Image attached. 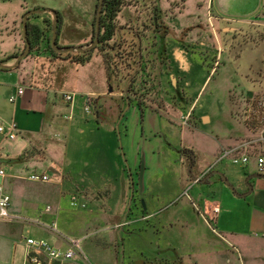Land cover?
Segmentation results:
<instances>
[{
  "label": "crops",
  "instance_id": "1",
  "mask_svg": "<svg viewBox=\"0 0 264 264\" xmlns=\"http://www.w3.org/2000/svg\"><path fill=\"white\" fill-rule=\"evenodd\" d=\"M98 1L0 0V63L10 66L0 68V116L19 126L15 139L0 133V165L8 164L10 171L0 168L15 180L30 170L49 176L41 183L42 192L34 197L38 204L29 211L44 224H51L43 228V239L66 251L72 247L71 239L102 232L103 237L89 248L100 258L99 264H210L216 260L220 264H264V177L248 182L249 176L260 173L256 158L264 156V128L247 127L249 132L243 134V139L249 136L247 141H239L235 134L224 141L217 139L198 164L192 147L170 142L177 140L176 120L182 119L183 109L174 106L172 97L164 96L161 67L170 68L169 62L148 68L158 85L142 107L127 92L125 70L109 80L102 54L80 64L50 51L51 12L29 17L28 34L35 48L18 65L16 57L9 59L24 52L23 17L37 9L58 12L59 46L87 47L93 40ZM211 3L207 19L216 27L209 30L211 26L203 21L195 25L203 26L208 38L222 25L223 30L238 31L239 23L257 17L264 20V0ZM35 26L45 29L42 40H38ZM119 26L123 35L131 28L123 23ZM177 50L173 59L186 79L181 86L174 72L169 78L186 103L188 75L194 64L186 52ZM19 88L25 89L24 94L18 95ZM70 92L76 97L67 102L62 94ZM11 96H16L13 103ZM87 96L92 99L91 114L84 109ZM247 142L252 146L242 152L249 154L248 164L226 161L217 165L220 152ZM21 156L24 158L17 161ZM216 171L239 194L246 195H237ZM192 175L205 182L194 181ZM74 198L79 202L76 207L71 205ZM3 238L8 237L0 233V241ZM31 251L25 243L22 264H29ZM15 260L14 256L13 263ZM80 261L74 257L46 263Z\"/></svg>",
  "mask_w": 264,
  "mask_h": 264
},
{
  "label": "rangeland",
  "instance_id": "2",
  "mask_svg": "<svg viewBox=\"0 0 264 264\" xmlns=\"http://www.w3.org/2000/svg\"><path fill=\"white\" fill-rule=\"evenodd\" d=\"M211 2L212 0H131L118 17L119 25L123 23L124 27L130 26L143 31L152 25L153 14L157 11L163 17L161 25L169 28V40L165 39L167 58L164 65L169 62L170 68L161 67L164 96L172 97L174 106L183 109L182 119L179 116L176 120L179 129L177 140L172 139L170 142L179 147H192L198 164L203 161V155L208 149L214 147L217 139L224 141L235 134L239 135V141H247L249 136H244L243 139V134L249 132L247 127L254 130L264 128V20L257 17L255 20L239 23L241 29L238 31L223 30L222 25L208 38L203 26L195 25L203 21L212 30L214 24L207 19L209 11L213 9ZM129 20H137L138 24L128 25ZM170 22L172 25H169ZM194 29L190 38L189 34ZM146 33L150 36L149 31ZM127 38L130 39V36ZM148 43L143 38L140 46L147 47ZM5 44L9 42L6 41ZM174 49H178V53H181L179 50L186 52L185 55L194 64L188 75L186 103L182 102V94L173 89L169 78L174 72L180 78L181 86L186 79V74L179 71L183 69H179L178 62L173 59ZM182 90L185 91L183 87ZM177 95H181L179 101L176 99ZM226 161L233 162L232 157L221 162L216 160L218 166ZM0 166L10 171L8 164ZM31 173L40 174L30 170L25 171L19 179L15 180L8 174L4 180L5 191L11 197L8 207L11 217L0 219V233L8 237L0 241V264H22L26 239H46L43 228L51 227V224H44L39 216L29 212L30 208L38 204L34 202V197H38L43 190L42 181L29 178ZM102 237V232H89L80 239L81 249L75 255V258L81 259L80 264H99L100 258L94 256L89 248ZM14 256L16 260L13 263ZM218 262L221 261L216 260L210 264H220Z\"/></svg>",
  "mask_w": 264,
  "mask_h": 264
},
{
  "label": "trees",
  "instance_id": "3",
  "mask_svg": "<svg viewBox=\"0 0 264 264\" xmlns=\"http://www.w3.org/2000/svg\"><path fill=\"white\" fill-rule=\"evenodd\" d=\"M130 1L131 0H105L100 36L101 41L105 43L104 45H99L85 53H58L52 48L51 43H49V49L57 57H68L71 60H74V62L80 64L90 62L95 52L102 54L109 80H111L113 76H117L120 70H125L127 72L126 78L128 80L127 92L129 95L135 96L140 106L146 107V96L151 91L156 90L158 85L157 79L148 68H155L156 65H164L166 63L167 56L165 39L167 35L170 34V31L169 28H164L161 25L163 18L159 15V12L155 11L153 14L152 25L148 26L143 31L135 28L134 32L127 30L128 32L126 35H123L122 33V40L119 43V49L116 53H113V49L118 45V17L120 12L130 4ZM95 22L96 16L94 20L93 39L95 36ZM59 24L60 17L58 20V29ZM148 31L150 32V36L146 33ZM35 33L38 40H42L46 35L45 29L40 26H35ZM127 36H130V39H127ZM138 36L142 41L143 38L149 41L147 47H141L139 45ZM30 41L32 43L33 51L35 43L31 38ZM17 56L18 54L11 56L9 59H13ZM178 151L183 153L188 150L178 149ZM23 158L24 157L21 156L17 158V161H21Z\"/></svg>",
  "mask_w": 264,
  "mask_h": 264
},
{
  "label": "built area",
  "instance_id": "4",
  "mask_svg": "<svg viewBox=\"0 0 264 264\" xmlns=\"http://www.w3.org/2000/svg\"><path fill=\"white\" fill-rule=\"evenodd\" d=\"M25 89L19 88L18 95L24 94ZM62 97L67 101L71 102L76 97V93H64ZM10 102L16 101V96L10 97ZM262 109L264 112V102L262 104ZM85 112L87 114H91L93 112L92 109V99L91 96H87ZM19 132V126L16 121L7 122L0 116V133L6 134V136L10 139H15ZM251 145L250 142H247L243 145L226 149L222 152L218 162H221L228 157H232V161L234 164H248L250 158L249 154L242 152L247 147ZM258 170L260 173H264V156H257ZM6 177V171L3 168H0V219H5L10 217L8 213V207L10 206L11 197L5 191L4 187V179ZM34 181H48L49 176L40 175V174H32L29 177ZM71 205L76 207L79 205V202L76 198H74L71 202ZM85 206V204H83ZM54 227L56 228L55 224ZM72 247L68 250H61L54 247L52 244L47 242L44 239H36V238H27L25 243L29 247L31 252L27 255V263L29 264H47L46 262H64L68 260H72L75 255L78 253L80 248V240H70ZM41 255L46 257V260H43Z\"/></svg>",
  "mask_w": 264,
  "mask_h": 264
},
{
  "label": "water",
  "instance_id": "5",
  "mask_svg": "<svg viewBox=\"0 0 264 264\" xmlns=\"http://www.w3.org/2000/svg\"><path fill=\"white\" fill-rule=\"evenodd\" d=\"M104 2L105 0H99V4L97 7V12H96V22H95V36L94 39L90 42V44L87 47H61L58 45V20H59V15L57 11H54L52 9H37V10H32L27 12L24 17H23V37L25 39L26 42V48L24 50V52L20 55H18L16 57V63L15 65H18L24 58H26L31 50H32V43L30 41L29 38V34H28V20L29 17L33 14H38V13H45V12H51L54 15V21H53V36L51 39V46L52 48L58 52V53H62V54H66V53H85L88 50H91L99 45H104L105 43L101 41L100 36H101V21H102V13H103V7H104ZM122 27H117V31H118V45L115 49H113V51H117L119 49V43L122 40V36L120 34V31ZM128 30H130L131 32H134L135 30L133 28H128ZM138 42L139 45H141V38L138 36ZM117 49V50H116ZM15 65H13L12 67H15ZM10 66H7L3 63H0V68H8ZM194 158V156H193ZM189 172L192 174V164L189 165ZM144 173V166L142 165L141 167V171H140V176L142 177ZM215 174H219L222 176L223 180L228 184V186L234 190L237 195H246V194H239L236 191V188L234 187L233 184L230 183V181L226 178V176L220 172V171H216ZM210 177V176H209ZM208 177V178H209ZM255 177H264V173H255L251 176L248 177V182ZM192 178L194 181H200V182H205V180H202L194 175H192ZM249 187L250 189H252V184L249 183Z\"/></svg>",
  "mask_w": 264,
  "mask_h": 264
}]
</instances>
